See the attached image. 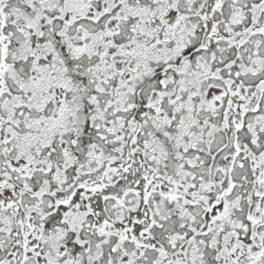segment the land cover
Returning <instances> with one entry per match:
<instances>
[{"label": "snow or ice", "instance_id": "1", "mask_svg": "<svg viewBox=\"0 0 264 264\" xmlns=\"http://www.w3.org/2000/svg\"><path fill=\"white\" fill-rule=\"evenodd\" d=\"M0 264H264V0H0Z\"/></svg>", "mask_w": 264, "mask_h": 264}]
</instances>
